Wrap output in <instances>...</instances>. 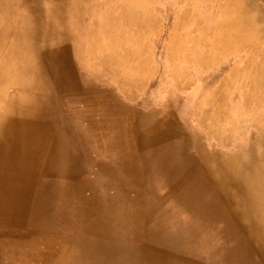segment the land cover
Instances as JSON below:
<instances>
[{
  "label": "bare ground",
  "instance_id": "bare-ground-1",
  "mask_svg": "<svg viewBox=\"0 0 264 264\" xmlns=\"http://www.w3.org/2000/svg\"><path fill=\"white\" fill-rule=\"evenodd\" d=\"M142 2L0 0V264H264V0L211 29L239 61L184 115L186 70L130 102L154 73L123 36ZM179 2L182 26L218 15Z\"/></svg>",
  "mask_w": 264,
  "mask_h": 264
},
{
  "label": "rangeland",
  "instance_id": "rangeland-1",
  "mask_svg": "<svg viewBox=\"0 0 264 264\" xmlns=\"http://www.w3.org/2000/svg\"><path fill=\"white\" fill-rule=\"evenodd\" d=\"M234 2L235 0H202L200 4L194 6L193 10L195 12H193L192 15L198 17V14L205 12L207 14L209 11L210 13L217 12L218 15L215 16L214 19L210 20L199 16L201 25L195 28L192 25L182 26L180 22H178L180 21L179 16L182 12L181 9L184 8V4L179 2V0H144V3L142 2L141 4H145L144 10L148 13L149 17L140 25L138 24V19H136V24L134 26L129 25L124 29L123 36H133V34L136 33L139 44L142 45L144 52L146 51L145 56L151 61V65L150 63H148V65L150 67L154 66V73L151 74V77L147 80L145 87L137 89L138 93L139 91H144L145 94L137 96V99L130 101L131 104L138 106L141 103H144L146 99H150L154 102V104H156L155 101L161 99L165 94L168 95L172 93V95H178L179 93L181 97H179L180 102H177L179 105L176 104L177 110L179 115H184L189 113L188 110L194 103L197 102L199 99V93L202 90L204 91L207 87H215L217 85L216 80H221V78L228 75L227 73L231 71L233 65H235L234 63L237 62L238 57L219 47L217 35H215L216 33L211 32V29L215 27V24L218 21L224 18L231 19L235 16V12L232 7ZM26 6L27 5L22 1L20 2L18 6L19 10H17L19 14L22 11V8L24 9ZM112 10L114 11L111 12V15H115V9L113 8ZM204 30L207 31L205 32L206 35L201 34ZM171 35L173 37L175 36V42H173V44L176 53L172 57V63L168 64L169 62L167 61V58H165L164 53L169 47V37ZM263 41H259L257 44L263 46ZM203 46L204 49H202V55L208 63L207 69L204 71L198 67L197 56L196 53H194V51L201 49ZM186 59L190 62V64H185ZM182 70L190 71L192 73V79L187 85V91L177 93L173 90L174 88L171 87L172 84H170V71ZM210 74H214L215 76V80L212 82H208L207 80L208 75ZM164 76L167 78V86H165V83L162 81V79L165 80ZM239 77L240 82L247 83V86L252 85L245 73L240 74ZM107 87L108 90L114 91L116 94L112 86L108 85ZM152 89L158 92L156 94H151V91H153ZM245 89H247V87ZM148 90H150V93H146ZM119 99L121 100L120 102L130 103L128 100H125L124 97L120 96ZM236 119V122H239L238 120L240 118L237 117ZM93 155L94 154H92V156ZM112 162L113 161H110L109 164L111 165ZM102 173L106 174L105 170H103Z\"/></svg>",
  "mask_w": 264,
  "mask_h": 264
}]
</instances>
